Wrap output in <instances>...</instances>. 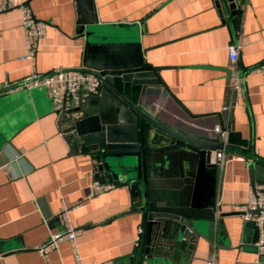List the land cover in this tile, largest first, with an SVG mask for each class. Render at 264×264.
<instances>
[{"label":"crops","instance_id":"1","mask_svg":"<svg viewBox=\"0 0 264 264\" xmlns=\"http://www.w3.org/2000/svg\"><path fill=\"white\" fill-rule=\"evenodd\" d=\"M25 1L46 22L32 59L23 58L27 36L20 9L0 12V264H78L68 240L47 257L36 249L51 232L63 229L58 213L64 205L72 208L71 219L82 229L77 244L84 264H168L164 258L153 260L157 227L152 243L145 245V213L134 206L129 186L114 181L113 188L86 199L95 179L111 181L95 175L92 156L71 153L63 134L66 123L54 111L47 90L4 89L7 81L19 82L34 71L85 66V37L78 34L80 0ZM92 1L109 37L135 40L143 62L160 68L164 82L142 87L140 105L166 122H190L208 135L217 134L215 126L228 114L222 106L233 99L228 46L239 42L240 69L264 62V0H245L243 5L237 0L242 13L235 30L222 0ZM124 46L130 49L115 54L126 59L137 53L132 44ZM243 81L244 97L238 102L244 105L229 116L248 147L232 146L251 153L255 186H264V78L249 70ZM92 108L94 115L103 113L100 104ZM215 188L217 215L209 241L200 237L194 256L186 260L191 250L182 252L180 264H208L210 259L215 264H264V253L256 247L258 225L232 209L246 202L253 189L245 154L226 152L222 168L217 166ZM140 226L144 235L137 245Z\"/></svg>","mask_w":264,"mask_h":264},{"label":"water","instance_id":"2","mask_svg":"<svg viewBox=\"0 0 264 264\" xmlns=\"http://www.w3.org/2000/svg\"><path fill=\"white\" fill-rule=\"evenodd\" d=\"M92 2L80 0L78 34L86 42L83 64L87 68L83 69L95 71L101 83L69 111L71 116L60 115L66 123L63 134L71 153L92 156L97 177L130 187L134 206L145 213L146 246L152 243V230L157 227L153 245L156 251L151 247L144 251H155L154 261L164 258L170 261L168 264H180L182 252L191 250L185 254L186 260L190 259L200 237L209 241L207 235L217 215V165L212 163L213 152L224 149L245 154L255 187L251 153L232 146L247 148L248 141L232 125L228 145L223 146L218 133L208 135L190 122H166L160 113L142 107L138 99L142 87L164 82L160 68L143 62L135 40L121 42L109 37L99 24ZM222 4L227 14L231 10L235 30L242 13L238 2L222 0ZM126 44H132L131 49L137 53L124 59L115 53L130 49ZM263 65L264 62L253 68L241 66L239 73L244 77L247 71ZM96 104H100L103 113L95 116L92 107ZM199 230L204 233L199 234ZM162 246L166 248L164 252L160 250Z\"/></svg>","mask_w":264,"mask_h":264},{"label":"built area","instance_id":"3","mask_svg":"<svg viewBox=\"0 0 264 264\" xmlns=\"http://www.w3.org/2000/svg\"><path fill=\"white\" fill-rule=\"evenodd\" d=\"M242 5L245 0H239ZM18 7L21 11V23L27 36V53L24 59H32L38 52L40 39L44 36L46 30V22L38 19L31 6L25 0H3L0 5V12ZM239 42L236 40L234 44L228 46L231 67L229 72L230 87L233 99L222 106V112L225 115L224 122L215 126V131L219 135V142L223 146L228 145V136L231 130V120L229 113L237 106L244 105L239 103V99L244 97L243 77L240 75L238 59H239ZM256 71L260 72L264 78V65ZM101 80L95 71H85L83 68H56L50 72L39 73L32 72L29 76L19 82H6L4 89L6 91H16L20 89L30 90L33 88H44L47 90L53 101L54 111L59 115L66 114L71 116L69 112L80 101H83L91 93L95 92L100 85ZM77 116V114L73 115ZM225 150H217L213 152L212 163L222 168L225 160ZM115 184L100 178L95 179L89 187V194L86 199H91L104 191L113 188ZM218 205V204H217ZM219 208V205H218ZM232 209L238 212L246 221H254L260 230V236L256 243V247L260 254L264 253V186H255L251 189L250 194L244 203L234 204ZM72 208L62 206L58 215L63 223V229L50 233L48 240L37 246L36 249L45 257L56 250L60 243L64 240L71 242L78 264L82 262L79 253L77 238L82 229L75 225L72 221L70 212ZM144 235V227L138 228L137 245H140ZM208 264H215L213 259Z\"/></svg>","mask_w":264,"mask_h":264}]
</instances>
